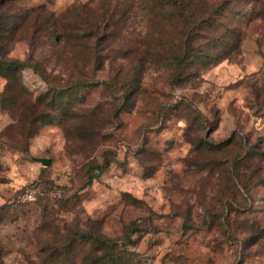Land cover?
I'll return each instance as SVG.
<instances>
[{
  "label": "rangeland",
  "instance_id": "rangeland-1",
  "mask_svg": "<svg viewBox=\"0 0 264 264\" xmlns=\"http://www.w3.org/2000/svg\"><path fill=\"white\" fill-rule=\"evenodd\" d=\"M150 1H0V14H29L26 28L1 39L5 59L39 63L60 84L111 83L70 93L80 120L58 117L32 135L20 97L5 90L0 76L3 264H101L109 248L116 264H264L262 5L230 0L228 13V0H201L199 13L206 19L203 6L209 7L212 18L234 32L226 36L223 29L219 36L237 39L239 47L221 51L197 35L211 54L192 55L175 82L144 53L155 44ZM83 10L105 13L110 22L88 46L31 30L35 12L41 21L77 13L84 24ZM170 10L162 4V14ZM157 24L170 38L168 24L160 17ZM199 32L212 34L210 26ZM21 80L29 98L48 90L32 68ZM36 180L61 190L18 203Z\"/></svg>",
  "mask_w": 264,
  "mask_h": 264
},
{
  "label": "trees",
  "instance_id": "trees-1",
  "mask_svg": "<svg viewBox=\"0 0 264 264\" xmlns=\"http://www.w3.org/2000/svg\"><path fill=\"white\" fill-rule=\"evenodd\" d=\"M0 1L5 2L11 0ZM250 1L252 5H262L261 9H258V15L260 18L264 19V0ZM165 2L174 10L162 14V4ZM227 2L228 4L226 3L225 5V11L231 13L234 8L230 0ZM201 4V0H151L150 3L146 4V14L153 22L152 27L155 44L152 48H143L144 53L148 54L149 58L147 60L155 65L157 69L163 68L170 71L172 79L175 82L182 77L184 68L189 63V58L192 55L199 57L205 54H211L203 50V46L206 42L203 40L197 41V35L202 39L206 38L207 41L210 39L209 42H212V44L209 45L212 48L220 47L221 51L239 47V41L237 39H234V42H229L219 36V34L223 33V29L227 31L226 36L234 33L233 30L228 28L229 24L226 23L225 27H223L222 24H218V20L212 18L214 14L208 11L209 7L207 8V6H203V9L207 11V18L204 19L203 14L199 13L198 9L201 7ZM83 11L87 12V18L84 20V24H82V15L77 13H75L72 18L63 16L58 19H56L53 14H50L41 21L39 19L41 13L35 12L34 14L36 15L31 14L30 17L31 30H42L55 41L63 40L74 46L82 44L88 46V40L100 36L101 30L107 27L110 22L106 19L105 13L97 14L90 13L86 10ZM238 14H240V12ZM28 16V13L10 15L6 11L0 14V41L1 39L6 41L11 34L20 33L22 28H26V25H23V21H25ZM198 16L202 19L199 20ZM223 16L224 14L222 13L218 17L221 19ZM159 17L162 20V24L165 23L166 26L168 24L170 27L168 28L170 29V38L168 39L164 38L163 29H161L160 24H157V19ZM203 26H210L212 34L208 37L199 32ZM39 27L41 29H39ZM1 50L2 47L0 46V76L4 77L7 81L5 90H10L12 94L14 93L16 96L18 95L20 97L21 101L19 103L22 108L21 113L27 114L30 118L31 127L33 126V131H31L32 135L36 134L40 124L50 122L58 117H64L68 120H70V118L80 120L77 112L69 106V104L74 101L70 93L79 91L90 85L108 84L110 86L111 84L110 82H99L95 79L87 81L85 79H79L73 82L60 84L49 76L39 63L30 65L21 60L5 59L1 54ZM27 68H32L48 85V90L36 98H29L31 94L21 80V74ZM114 86L116 87V85ZM57 113H59L60 116L57 115ZM79 125V129L83 127V125ZM254 155L255 157L257 156V154ZM250 156L251 154H249L247 158H242V156L239 155L234 162L240 159V164H242V161L246 159L249 160ZM260 157H264V154L260 155ZM31 187L38 188L39 190L35 202H39L52 195L54 192L61 190L57 188V186L51 184V182L48 183L43 180H36L31 184ZM108 252L107 257L99 258L100 263L104 264L106 261H114L113 264H116L118 258L114 254L115 251H111L109 248ZM0 259L2 261L1 264H3L2 256H0Z\"/></svg>",
  "mask_w": 264,
  "mask_h": 264
},
{
  "label": "built area",
  "instance_id": "built-area-1",
  "mask_svg": "<svg viewBox=\"0 0 264 264\" xmlns=\"http://www.w3.org/2000/svg\"><path fill=\"white\" fill-rule=\"evenodd\" d=\"M39 193L38 188L30 187L24 190L22 194L18 197V203L20 204H28L31 202H35L37 195Z\"/></svg>",
  "mask_w": 264,
  "mask_h": 264
},
{
  "label": "water",
  "instance_id": "water-1",
  "mask_svg": "<svg viewBox=\"0 0 264 264\" xmlns=\"http://www.w3.org/2000/svg\"><path fill=\"white\" fill-rule=\"evenodd\" d=\"M38 162H40L44 167H49L51 165L50 159L47 158H37Z\"/></svg>",
  "mask_w": 264,
  "mask_h": 264
},
{
  "label": "crops",
  "instance_id": "crops-1",
  "mask_svg": "<svg viewBox=\"0 0 264 264\" xmlns=\"http://www.w3.org/2000/svg\"><path fill=\"white\" fill-rule=\"evenodd\" d=\"M35 159H37V158H35ZM44 167V166H43ZM4 259V258H3Z\"/></svg>",
  "mask_w": 264,
  "mask_h": 264
}]
</instances>
